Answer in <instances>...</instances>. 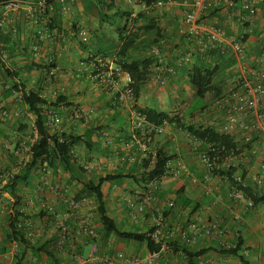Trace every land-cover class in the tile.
<instances>
[{"label": "crops", "instance_id": "1", "mask_svg": "<svg viewBox=\"0 0 264 264\" xmlns=\"http://www.w3.org/2000/svg\"><path fill=\"white\" fill-rule=\"evenodd\" d=\"M56 7L54 27L60 30L72 26L85 28L92 34L89 44H83L77 37L57 43L44 39L46 29L27 26L24 9L12 13V20L2 33V44L7 49L6 61L20 72L17 82L23 90L10 92L12 83L4 79L0 72V114L2 110L8 111L7 117L0 116L2 186L8 184V174L15 172V166L29 154L31 146L35 116L22 105L23 92L39 93L46 102V112L62 118L61 131L64 133L81 135L98 128L91 136L95 144L93 151L86 146L74 149L75 156L85 167L93 162L98 163L87 170L92 182L98 183L99 178L108 173L127 171L142 164L136 160L139 157L138 145L134 140L135 131L129 111L117 100V90L109 89L104 77L127 42L128 52L124 60L128 63L135 60L146 62V66L140 67L136 74L142 77L135 82L137 107L140 110L158 108L171 100L176 111L173 115L175 121L157 136L156 150L169 152L174 164L184 162L192 177H197L198 181L193 182L187 176L164 179L159 189L154 191L160 206H149L145 213L137 215H133L134 212L127 205L122 206L121 202L123 199L125 203L128 193L143 190L141 187L132 180L105 184L103 190L112 216L118 219L124 230L144 233L156 225L157 218L168 214V218H164V235L169 251L157 264H188L180 245L176 243L177 239L178 242H186L179 230L182 228L191 232L192 224L207 226L213 236L202 231L195 243L186 242L190 247L199 245L201 248L226 249L234 248L241 241L244 244L239 254L251 264H264V200L250 208L245 201L230 197L232 185L228 179L208 176V169L200 156L203 146L196 143L185 130L192 124L226 120L224 111L216 101L229 96L241 82L242 76L234 56L222 55L213 49L204 51L200 40H189L182 33L185 18L191 10L187 0H173V3L148 12H144L140 4L132 5L127 0H78L65 11L59 3H56ZM95 8L103 10L106 17L89 13ZM261 9L262 13L251 16L236 5L232 9L209 11L204 17L206 24L219 25L228 34L247 33L245 63L250 79L264 72V5ZM133 15L137 18L132 19ZM125 28L126 31H123ZM34 46L40 48L39 55L34 54ZM189 55L191 58L187 63L184 58ZM50 58L62 69L56 76L48 73L47 61ZM195 62L214 71L215 84L220 93L200 113L194 112L195 107L192 108L197 97L189 82V70ZM170 68L175 69V74L169 75ZM162 77H168L164 84L160 81ZM21 108L26 112L16 115ZM261 109L264 112V102ZM247 122L246 128L234 133L239 149L231 161L238 164L236 172L250 185L263 173L264 132L253 130L251 121L247 119ZM250 147H256L258 154H251ZM130 158L135 161H129ZM220 164L223 169L227 168L225 162ZM43 181L58 186L60 193L51 191L47 186L39 187ZM80 190L81 186L71 182L64 166L36 169L29 182L19 186L22 208L36 216L29 225L35 240H47L55 233L60 235L59 222ZM14 201L13 194L0 188V264H14V256L18 252L15 244L7 253L3 252L6 219L13 214ZM90 202L95 206L94 199L91 198ZM170 202H174L175 207H169ZM45 203L53 205L55 213L51 215L47 212L49 217L41 218L40 212L47 210ZM197 204L201 205L200 209L191 215ZM95 224L97 230L101 231L97 219ZM101 236L103 249L137 256H145L149 252L145 245L140 246L133 241L121 242L114 235L104 237L102 233ZM80 251L86 254L88 248L82 246ZM59 258L60 264H76L67 251H60ZM36 260L29 254L26 264H38ZM200 261V264H242L237 257L214 251L204 254Z\"/></svg>", "mask_w": 264, "mask_h": 264}, {"label": "built area", "instance_id": "2", "mask_svg": "<svg viewBox=\"0 0 264 264\" xmlns=\"http://www.w3.org/2000/svg\"><path fill=\"white\" fill-rule=\"evenodd\" d=\"M78 0H8L0 2V47H2V33L5 27L12 20L14 11L25 10V23L30 27L45 28L46 35L44 39L50 42H63L68 39L78 38L83 44H89L92 34L82 27H70L66 29L55 28L56 22V3L62 5L63 10H69ZM130 4H140L144 12L152 9H158L166 4L173 3V0H158L147 3L143 0H127ZM190 7V12L185 18L182 33L189 40L197 38L200 40L201 47L204 51L213 49L222 55H233L236 60L237 68L241 73V82L236 90H233L229 96L216 101L217 105L224 111L226 116L225 121L213 120L212 123L217 124L222 132L234 134L239 129L247 127V119L251 121V128L255 131L264 132V112L261 107L264 102V72L257 74L255 78L250 79L247 75L248 67L245 63L248 51L247 33L228 34L221 26L213 24L208 25L204 22V17L209 11H218L224 9H232L236 5H240L242 10L251 16H257L262 13L261 6L264 5V0H187ZM264 15V13H263ZM132 19L137 18L136 15ZM44 35V34H43ZM42 35V36H43ZM40 48L34 46V54L39 55ZM4 60L7 59V53L1 50ZM191 55L186 56L184 60L189 63ZM264 56L262 57V59ZM94 60V59H93ZM114 66L110 68L104 75L109 89L117 90V100L122 103L129 111L130 122L134 128V140L138 145L139 157L136 159L141 163H146L152 166L156 161V138L164 132L165 127L170 123L165 122L163 125L157 126L149 121L147 115L140 110L136 105V94L134 89L135 79L132 74L124 70L117 59L114 60ZM48 73L51 76H56L61 72V67L57 65L53 58L48 59ZM169 75L175 74V69L168 70ZM168 77H162L161 83H166ZM26 112V109L17 110L16 115L20 116ZM47 113V112H46ZM0 116L7 117L8 111L2 110ZM48 122L52 129V134L61 132L62 118L57 114L47 113ZM196 126L201 123L195 124ZM38 138V130L34 126L31 135V146L29 154L22 158L14 171L8 174L11 178L19 173L32 156V146L35 145ZM196 143H200L194 138ZM238 151V150H237ZM237 151H234L236 155ZM215 149L212 145L201 151V159L208 169V176L212 175V170L219 166V157L214 156ZM251 154H258L256 147H250ZM233 156L225 157L226 169L238 168V164L233 163ZM219 158V159H218ZM129 161H135L130 158ZM98 165L93 162L90 166H86L87 170L93 169ZM46 168H48L46 165ZM263 173L255 178L254 181L258 185V196L264 197V154L262 157ZM166 175L162 178H156L148 185L149 190H136L133 194L127 195L125 204L134 212L133 215L145 213L147 207L154 206L158 208L160 202L154 191L159 189V184L168 177L182 178L184 176L191 177L193 182H197V177H192L189 167L182 161H177L175 164L169 161L166 165ZM19 171V172H18ZM234 184L231 186L230 197L245 201L250 208L255 207L253 197L244 194L240 187L246 183L241 175L235 172L232 175ZM49 187L51 191L60 193V188L47 181L40 183L39 187ZM91 198L83 197L81 199H73L70 208L63 214L59 222V240L60 250L69 252L75 259L76 264H157L163 254L169 251V244L165 241V226L164 217L157 218L155 229L151 233L152 238L159 244H162L160 251H149L145 256H137L127 254L121 251H113L111 249H103L101 245L102 236L96 228V207L91 204ZM169 207H174V202H170ZM47 212L51 215L55 213V207L50 203L44 205ZM28 224V223H27ZM191 232L180 228V233L188 244H193L198 239L202 231L213 236V232L207 226L192 224ZM2 231V223L0 222V233ZM30 236L35 238L31 232ZM18 247V244L15 243ZM82 246L88 248L86 254L80 251Z\"/></svg>", "mask_w": 264, "mask_h": 264}, {"label": "trees", "instance_id": "3", "mask_svg": "<svg viewBox=\"0 0 264 264\" xmlns=\"http://www.w3.org/2000/svg\"><path fill=\"white\" fill-rule=\"evenodd\" d=\"M5 1L8 0H0V2ZM143 1L151 3L158 0ZM103 12L104 11L99 8H95L94 11H89V13H92L93 15H104L105 18L106 16ZM123 31H126V28ZM1 50L7 51L3 44L2 47H0V72L4 79H7L12 83L9 91H23L17 82L20 72L4 60ZM127 52L128 45L127 42H125L116 55L118 58L117 62L124 70L132 74L137 83V80H141L142 77L136 74L140 71V67L146 66V62L141 60H135L131 63L126 62L124 58L126 57ZM189 77L190 86L197 97L192 108L195 107L194 112H203L210 106L209 103L217 99L220 95L215 84L214 71L204 68L199 63L195 62L189 70ZM134 89L137 96L136 84H134ZM22 105L27 107L28 113L35 116V127L38 130V138L35 145L31 148L32 156L30 160L20 172L14 175L8 184L4 186H2L3 183L0 181V188L13 194L15 198L13 214L6 219L7 228L4 231L5 249L3 250L4 253H7L12 245L15 243L18 244V252L14 256V264H26L29 254L36 257L38 264H60L59 254L62 250L59 248V234L55 233L47 240H35V238H32L30 236L31 228L29 225L30 221L36 216L27 213L22 208V201L18 195L19 186L29 182L34 171L36 169L45 168V164L48 165V168L64 166L65 170L70 175L71 182H75L81 186L80 193L76 199H81L83 197L94 199L96 219L101 225V231H99L100 234L103 233L104 237L114 235L121 242L133 241L140 246L145 245L148 251H160L162 244L157 243L151 236L155 227L150 228L148 232L144 233L141 231H126L123 229L119 224L118 219L111 214L103 187L108 183L112 184L123 182L125 180H132L137 186L141 187V189L147 190L148 185L152 180L162 178L166 175V165L172 160L173 156L166 150L159 149L157 150L156 161L152 166L142 163L141 165L134 166L127 171L108 173L101 176L98 183H94L88 177L86 167L82 165L80 160L75 156L74 149L77 146H86L89 150L93 151L95 144L91 139V136L98 128L88 130L81 135L76 133H64L62 131L53 135L45 110L46 102L39 93L23 92ZM143 112L147 115L149 121L157 126L163 125L165 122L172 123L175 121L173 115L176 111L171 100H167L161 107L143 110ZM185 130L188 134L201 142L204 150L208 148L209 145H212L215 149V152L213 153L214 156L220 158H218L219 164L223 162L225 157L233 156V154H235L234 151L239 149V142L236 135L220 131L217 124L206 123L199 126L192 124L186 127ZM235 172V168L223 169L221 166H218V168L215 167V169L212 170V175L227 178L232 185L234 184L232 175ZM240 188L245 195L253 197L256 204H259L264 200V197L258 196V185L256 181H252L250 185L246 184ZM187 203H189V201ZM200 206V204L195 205L191 215L196 213L200 209ZM39 217H49L47 210L41 211ZM164 218H168V214L165 213ZM243 244V242L238 241L234 248L225 249L222 247L201 248L199 245L190 247L186 242H178V239L176 243L177 246L180 245V250L185 255L188 264H200V258L204 254L213 251L222 255H232L237 257L242 264H251L246 257L239 254Z\"/></svg>", "mask_w": 264, "mask_h": 264}, {"label": "rangeland", "instance_id": "4", "mask_svg": "<svg viewBox=\"0 0 264 264\" xmlns=\"http://www.w3.org/2000/svg\"><path fill=\"white\" fill-rule=\"evenodd\" d=\"M133 193H134V191H133ZM132 192H130V193H128L127 195H130V194H133ZM158 197V196H157ZM122 206H124V207H126V204L124 203V200L122 199ZM173 227V226H172ZM150 230V228L148 229V231ZM147 231V232H148Z\"/></svg>", "mask_w": 264, "mask_h": 264}]
</instances>
